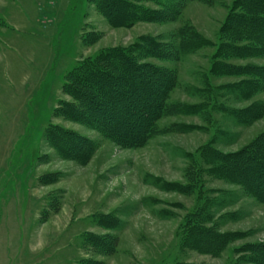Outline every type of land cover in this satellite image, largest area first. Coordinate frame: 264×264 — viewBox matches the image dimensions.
<instances>
[{"label":"rangeland","instance_id":"1","mask_svg":"<svg viewBox=\"0 0 264 264\" xmlns=\"http://www.w3.org/2000/svg\"><path fill=\"white\" fill-rule=\"evenodd\" d=\"M125 1L136 17L129 24L113 13L108 20L98 0H0V264H252L243 249L264 244V205L202 172L204 146L244 154L264 135V110L246 124L222 111L264 103V91L245 99L225 90L245 77L215 72L218 63L264 67V56L220 55L237 0ZM182 29L202 44L136 58L174 78L173 111L143 141L61 108L73 102L65 86L85 59L149 40L172 52ZM199 103L203 110L189 113ZM50 130L79 151L57 146ZM208 200L207 226L233 235L216 255L185 243L187 222Z\"/></svg>","mask_w":264,"mask_h":264},{"label":"trees","instance_id":"2","mask_svg":"<svg viewBox=\"0 0 264 264\" xmlns=\"http://www.w3.org/2000/svg\"><path fill=\"white\" fill-rule=\"evenodd\" d=\"M98 3L99 9L110 21L112 13L127 20L122 22L124 24H129L136 18L133 11H130L134 7L127 6L125 0H98ZM156 14L151 12L146 19H154ZM221 33L225 40L220 47L222 57L264 56V0H237ZM176 36L179 43L172 52L168 51V47L165 49L166 53L161 51V44L149 40L144 41L145 46H135L134 51L112 48L85 59L71 72L70 83L65 86V93L73 102L61 105V108L64 107L66 113L69 112L75 121L77 118L84 119V116L90 120L92 116L96 120L93 123L109 127L111 135L133 131L132 134L137 139L135 141H143L146 134L155 128L159 117L164 112L173 111L166 105V98L174 78L172 70L141 64L136 58L140 55L168 58L169 55L174 56V52L186 53L202 44L197 35L183 29ZM242 42L246 43L242 45ZM231 71L232 74L245 78L235 84L226 85L225 90L245 99L258 90L264 91V67L258 70L251 67L236 69L218 63L215 68V72L221 74H229ZM204 106V103L189 106L192 109L189 113H198ZM223 110L235 118L237 124H246L256 115H261L264 103L259 101L244 109ZM94 112L98 114L95 115ZM58 131L52 134L50 130L47 135L56 140L57 146L65 147L67 151L77 148L78 152L79 147L72 143L70 136L61 132L57 136ZM69 145L74 146L71 148ZM250 147L253 148L252 151L244 154L222 155L204 146L201 152L208 167L202 169V172L242 185L264 205V135H260L259 141L253 142ZM205 203L187 222L185 243L201 253L216 255L233 239V235L219 233L215 228L207 226L212 218L209 212L212 202L208 200ZM246 248L243 251L250 252L251 257H245L244 262L264 264V244L255 249Z\"/></svg>","mask_w":264,"mask_h":264}]
</instances>
